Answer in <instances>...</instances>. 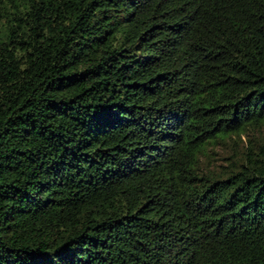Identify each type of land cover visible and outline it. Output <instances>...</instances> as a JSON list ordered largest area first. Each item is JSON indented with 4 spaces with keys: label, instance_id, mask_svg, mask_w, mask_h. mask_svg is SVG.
Masks as SVG:
<instances>
[{
    "label": "trees",
    "instance_id": "obj_1",
    "mask_svg": "<svg viewBox=\"0 0 264 264\" xmlns=\"http://www.w3.org/2000/svg\"><path fill=\"white\" fill-rule=\"evenodd\" d=\"M0 264H264V0H0Z\"/></svg>",
    "mask_w": 264,
    "mask_h": 264
}]
</instances>
